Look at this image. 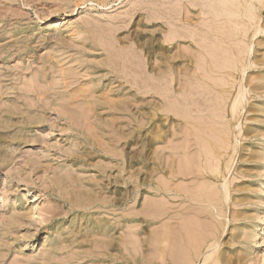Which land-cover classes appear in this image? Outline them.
Returning <instances> with one entry per match:
<instances>
[{"label": "rangeland", "instance_id": "rangeland-1", "mask_svg": "<svg viewBox=\"0 0 264 264\" xmlns=\"http://www.w3.org/2000/svg\"><path fill=\"white\" fill-rule=\"evenodd\" d=\"M188 262L264 264V0H0V264Z\"/></svg>", "mask_w": 264, "mask_h": 264}, {"label": "bare ground", "instance_id": "bare-ground-1", "mask_svg": "<svg viewBox=\"0 0 264 264\" xmlns=\"http://www.w3.org/2000/svg\"><path fill=\"white\" fill-rule=\"evenodd\" d=\"M234 109H235V108H234ZM233 111H234V110H233ZM175 157H176V156H175ZM187 158L189 159V157H187ZM200 159H201V158H200ZM188 165H189V163H188ZM188 165H187V166H188ZM198 166H199V165H198ZM178 167H179V166H178ZM200 174H201V173H200ZM216 174H217V173H216ZM200 188H201V187H200ZM204 188H205V187H204ZM210 189H211V187H210ZM210 189H209V190H210ZM200 191H201V190H200ZM200 191H199V192H200ZM206 191H207V189H206ZM208 192H209V191H208ZM210 192H212V190H211ZM215 192H216V191H215ZM212 193H214V192H212ZM200 194H201V193H200ZM204 194H205V193H204ZM208 195H209V194H208ZM200 198H201V197H200ZM207 200H208V199H207ZM201 201H202V200H201ZM211 202H212V201H211ZM211 202H210V203H211ZM202 203H203V202H202ZM166 210H167V209H166ZM182 219H183V218H182ZM169 220H170V219H169ZM180 220H181V219H180ZM183 220H185V219H183ZM181 221H182V220H181ZM199 221H201V220H199ZM179 223H180V222H179ZM186 223H187V221L185 222V224H186ZM200 223H201V222H200ZM198 224H199V223H198ZM182 225H183V224H182ZM167 226H168V225H167ZM184 227H185V225H184ZM187 227H188V226H187ZM165 228H168V227L165 226L164 229H165ZM171 228H172V227H171ZM183 229H184V228H183ZM171 230H173V229H171ZM171 232H172V231H171ZM177 232H178V230L176 231L175 235L177 234ZM163 234H164V233H163ZM171 234L174 236L173 232H172ZM171 234H170V235H171ZM185 234H186V233H185ZM213 234H214V233H213ZM213 234H212V235H213ZM170 235H169V236H170ZM177 235H178V234H177ZM186 235H187V234H186ZM193 235H195V234H193ZM181 236H182V235H181ZM211 237H213V236H211ZM161 238H162V237H161ZM165 238H167V237H165ZM170 238H171V237H170ZM174 238H175V236H174ZM185 238H186V237H185ZM185 238H184V239H185ZM196 238H197V235H196ZM176 240H178V237L176 238ZM176 240H175V241H176ZM195 240H196V239H195ZM199 240H200V239H199ZM166 241H168V239H167ZM166 241H165V242H166ZM175 241H174V243H175V246H174V247L176 248V243H177V242H175ZM185 241H188V240H185ZM185 241H184V242H185ZM203 241H204V239H203ZM182 242H183V241H182ZM195 242H196V241H195ZM197 242H198V240H197ZM197 242H196V243H197ZM172 243H173V241H172ZM196 243H195V245H196ZM168 244H169V242H168ZM186 245H187V242H186ZM198 245H199V243H198ZM164 246H165V245H164ZM167 246H170V245H167ZM193 246H194V245H193ZM165 247H166V246H165ZM194 247H195V246H194ZM167 248H168V247H167ZM195 248H196V247H195ZM195 248H194V250H195ZM199 248H200V247H199ZM197 249H198V247H197ZM197 249H196V250H197ZM185 250H186V249H185ZM187 250H188V249H187ZM196 250H195V251H196ZM167 251H168V250H167ZM181 251H182V250H181ZM195 251H194V252H195ZM198 251H199V250H198ZM189 252H190V251H189ZM183 253H184V252H183ZM198 253H200V252H198ZM196 254H197V253H196ZM196 254H195V256H196ZM167 255H168V254H167ZM183 255H184V254H183ZM182 257H183V256H182ZM188 257H189V256H188ZM193 257H194V255H193ZM162 258H163V257H162ZM185 258H186V256H185ZM190 259H191V257H190ZM187 260H189V259H187ZM195 260H196V259H195ZM159 261L161 262V260H159ZM229 261H230V260H229ZM213 262H214V261H213ZM188 263H189V262H188ZM191 263H192V262H191ZM191 263H189V264H191ZM185 264H186V263H185Z\"/></svg>", "mask_w": 264, "mask_h": 264}]
</instances>
